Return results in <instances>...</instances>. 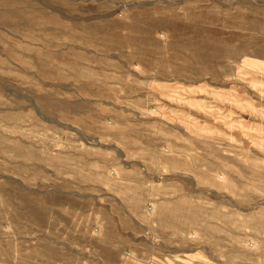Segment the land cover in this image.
Returning <instances> with one entry per match:
<instances>
[{"label": "rangeland", "instance_id": "1", "mask_svg": "<svg viewBox=\"0 0 264 264\" xmlns=\"http://www.w3.org/2000/svg\"><path fill=\"white\" fill-rule=\"evenodd\" d=\"M0 264H264V0H0Z\"/></svg>", "mask_w": 264, "mask_h": 264}]
</instances>
